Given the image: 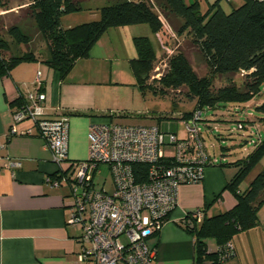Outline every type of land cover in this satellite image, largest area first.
Returning a JSON list of instances; mask_svg holds the SVG:
<instances>
[{"label":"trees","instance_id":"16d2710c","mask_svg":"<svg viewBox=\"0 0 264 264\" xmlns=\"http://www.w3.org/2000/svg\"><path fill=\"white\" fill-rule=\"evenodd\" d=\"M83 1L85 0H33L23 9L22 16L33 22L46 43L47 54L44 58L38 57L31 50L6 55L10 50V42L4 37V33L17 44H28L29 37L16 23L6 27L3 33L0 18V77L8 74L21 62L40 58L57 74L59 80H63L78 59L88 57L93 45L107 29L147 23L159 35L161 48L166 50L173 37L187 42L200 52L208 72L198 76L181 49L168 55L165 67L155 71L157 56L149 38L135 35L133 45L136 55L129 60L135 85L143 95L150 93L167 97L171 92H181L184 98L194 101L193 109L182 113L180 119L187 120L196 111L200 112L197 124L203 145L204 107L215 109L220 104L240 103L260 93L264 84V0H242L239 6H232L228 13L220 6L221 0L208 2L204 9L201 0H189V3L184 0H118L101 6L99 18L63 28L60 17L79 10ZM8 5L9 0H0V11L8 9ZM237 73L244 77L241 87L232 83L213 89L216 75ZM176 97V93L170 97L174 105L178 100ZM24 100V97H19L10 104L18 107ZM258 108L264 111V99ZM242 128L243 124L238 122L237 129ZM261 147H264V142ZM208 156L210 157L209 154ZM255 157L252 154L233 163H221L236 168L225 185V189L236 200L232 208L212 216H207L202 209L203 217L199 224H192L188 220L193 211L186 213L185 228L195 236L196 260L200 264L222 262L218 260L216 249L223 248L228 241L232 242V236L237 232L258 224L256 213L264 203V167L248 183L246 189L242 191L238 188L255 163ZM173 159L165 157L162 161L168 165ZM210 160L216 163L219 161L212 160L211 157ZM147 170L148 165L145 163L133 166L138 181L145 179ZM157 231L154 230L150 236ZM209 238L216 244L214 250L207 249L205 240Z\"/></svg>","mask_w":264,"mask_h":264},{"label":"crops","instance_id":"0c3cea01","mask_svg":"<svg viewBox=\"0 0 264 264\" xmlns=\"http://www.w3.org/2000/svg\"><path fill=\"white\" fill-rule=\"evenodd\" d=\"M32 1L19 0L15 5H8V9L0 11V18L5 19L3 14L24 9ZM226 1L233 6L238 0ZM208 2L201 0L203 9ZM99 44L107 45L104 39ZM100 51L99 48L92 49L69 79L59 80L40 58L21 62L0 77V264H89L88 260L78 258L83 247L82 226L69 222L72 214L71 187L64 175L71 174L73 163L86 159L87 131L91 122L121 124L122 121L106 112L108 106L103 100L112 101L113 98L105 93V85H97L107 82L118 86L126 82L114 79L113 75L106 81L102 64L89 60L92 57L109 58L112 63L119 58L98 55ZM135 55L126 58L128 63ZM44 57L46 54L41 58ZM37 72H40L41 92L46 95L45 116H63L68 122L67 159L60 167L52 161L50 151L30 121L18 123L17 132L10 133L12 113L17 109L10 103L35 89ZM132 85V88H137L135 82ZM210 121L204 117L205 129L209 128ZM28 129L29 134L22 133ZM185 133L180 137H186ZM10 162H18L19 165H10ZM235 171L231 165L212 162L205 167L199 182L179 186L177 206L170 212L168 220L147 239L149 247L155 249L154 264H200L196 260L195 236L185 228V214L203 209L207 216H212L232 208L236 200L225 185ZM52 180L59 183L53 185ZM205 242L208 250L215 249L213 239ZM235 247V258L230 259L229 264H264V255L260 256V252L241 256L244 253L237 242Z\"/></svg>","mask_w":264,"mask_h":264},{"label":"built area","instance_id":"2783aa9c","mask_svg":"<svg viewBox=\"0 0 264 264\" xmlns=\"http://www.w3.org/2000/svg\"><path fill=\"white\" fill-rule=\"evenodd\" d=\"M39 76L37 72L35 89L13 111L10 133L17 132L18 123L30 121L52 161L60 167L67 159L68 122L63 116H45L46 95L40 90ZM199 115L196 111L183 121L186 137L153 125L89 124L88 155L73 163L70 175H64L71 187L69 222L82 226L79 260H88L89 264L155 263V249L149 247L147 239L177 206L179 186L199 182L205 167L212 163L197 124ZM22 133L29 134L30 130ZM166 146L174 147L172 155L166 156ZM165 157L174 159L166 165L162 161ZM138 163L148 165L143 181H138L133 171ZM109 177L111 184L106 187ZM51 183L57 185L59 181ZM189 216L194 224L202 219L203 212L197 209ZM216 252L219 261L230 260L235 255L234 245L228 241Z\"/></svg>","mask_w":264,"mask_h":264},{"label":"rangeland","instance_id":"374dc122","mask_svg":"<svg viewBox=\"0 0 264 264\" xmlns=\"http://www.w3.org/2000/svg\"><path fill=\"white\" fill-rule=\"evenodd\" d=\"M115 1L118 0H85L82 2L79 10L68 12L60 17L61 25L74 26L95 20L99 18L101 6ZM208 1L213 2L214 0ZM17 2L19 0H9V5H15ZM184 2L189 3V0H184ZM234 2L233 6H239L242 3L241 0ZM220 3L226 13L230 12L232 6L228 1L221 0ZM92 13L96 16L92 17ZM3 15L5 16V19H2L3 24L1 26L3 33L6 31V27L16 23L21 31L29 37L28 44H17L11 41L10 37L4 33V37L10 42V50L6 52V55L21 54L26 50L33 51L40 58L47 54L46 43L33 22L25 17L22 18L23 9H17ZM135 35H144L149 38L157 56L155 62L157 68L155 71L157 69L162 70L165 67L164 63L168 55L175 53L176 49H181L187 55L192 68L198 76L206 75L208 72L200 52L192 48L187 42L184 43V41L173 37L166 50L161 48L159 35L154 33L147 23L109 28V30L107 29L100 36L91 50L99 48L101 51L98 55H106L107 57L112 55L117 56L119 59L112 61V63L109 58L98 59L92 57L89 60L102 64L104 79L106 81L113 75L114 79L126 82L127 85L126 83L124 84L128 90L126 91L122 82H119L118 86L107 82L105 84L99 83L97 87L105 85V93L108 94L107 96H112L113 98L112 101L110 99L108 101L103 100L104 104L108 106L106 112L112 116L120 117L119 120H122L120 121L121 124L157 125L164 132H173L178 136H183L186 134V130L184 122L180 119V115L184 112H190L194 107V101L184 98L181 92H171V96L173 93H176L178 96L176 97L178 100L174 105L170 99V95L167 97L155 96L150 93L143 95L138 88H132L135 77L126 58L136 53L133 45V37ZM103 39L107 45H97ZM122 57H125V59H121ZM84 59L86 58H80L75 62L65 79H69L72 76L74 69L76 67L78 69L80 61ZM156 76L158 77V75ZM243 78L240 73L216 75L213 79L212 87L216 89L232 83L241 87ZM263 99L264 84L261 87L260 93L249 100L240 103L229 102L220 104L221 106L215 109L203 108V118L208 117L211 120L208 129L202 128V135L207 153L212 160L216 161L217 159L219 160L218 163H233L237 160L245 159L252 154L256 156L255 163L249 169L245 178L239 183L238 188L242 191L246 189L248 183L264 167V147L260 148L264 142V111L258 108ZM238 122L243 124L242 129H237ZM163 150L166 156H170L174 152V147L166 146L163 147ZM110 184L111 179L109 177L106 187ZM256 214L258 219L256 226L239 231L232 236L234 247L237 242L241 247V252L244 253L241 256L249 255L250 253L256 255L259 252L260 256L264 255V203L258 208ZM236 250L237 248L235 247ZM231 260L218 264H229Z\"/></svg>","mask_w":264,"mask_h":264}]
</instances>
